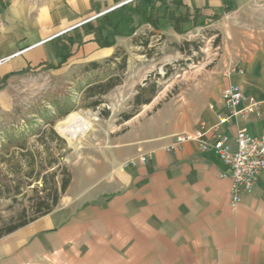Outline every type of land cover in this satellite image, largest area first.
<instances>
[{"label":"crops","instance_id":"crops-1","mask_svg":"<svg viewBox=\"0 0 264 264\" xmlns=\"http://www.w3.org/2000/svg\"><path fill=\"white\" fill-rule=\"evenodd\" d=\"M258 2L0 0V119L10 105L7 86L12 78L56 62L52 51L60 35L79 28L82 43L77 52H103L94 29L85 33L84 23L70 29L94 15L104 13L92 21L125 4H138L154 5L160 15L166 8L179 7L206 18L220 14V20L234 11H259ZM130 19L124 21L128 30ZM140 19L143 23L137 29L154 28L144 16ZM122 23L117 27L120 37L129 34ZM167 28L173 29L168 24L157 30ZM67 61L66 56L63 63ZM232 83L260 102V115L251 114L246 120L233 117L218 131L232 138L241 127L261 134L264 37L257 39L249 55L237 59L234 72L219 75L193 97V114L185 123L168 119L161 111L149 119H141L139 113L122 131L92 145L73 167L58 205L0 237V264H264V171L253 191L232 207L231 179L220 176L225 165L212 150L204 151L193 139L181 149H166L176 135H193L201 123L217 124L220 113H227L219 102L221 92ZM205 139L212 141L211 133ZM138 147L149 155L146 164L124 166Z\"/></svg>","mask_w":264,"mask_h":264},{"label":"rangeland","instance_id":"rangeland-1","mask_svg":"<svg viewBox=\"0 0 264 264\" xmlns=\"http://www.w3.org/2000/svg\"><path fill=\"white\" fill-rule=\"evenodd\" d=\"M131 5L125 4L127 9L119 11L126 19L131 17ZM257 5L259 11L230 12L220 20L189 26L183 33L141 27L134 34L117 35L114 43L115 29H108L104 15L81 28L85 33L92 29L98 33L103 52L78 53L82 43L79 28L60 35L52 51L56 62L24 71L7 86L10 105L0 119V233L9 225L33 218L40 196L46 193L42 189L48 191L54 182L59 185L64 165L72 171L92 145L122 131L137 114L149 119L161 111L166 118L185 123L193 114V97L219 75L236 68L237 59L249 55L257 39L264 37V0ZM118 16L110 14L113 23ZM121 27L129 32L125 22ZM66 56L69 61L65 64ZM109 77H114V87L101 96L99 105H92L100 96L89 87ZM154 86L152 100L137 104V95L141 100L148 98ZM74 112L90 120L91 126L71 141L59 132L57 124ZM126 115L132 117L126 120ZM51 126L64 141L47 135L51 141L47 145L42 142L41 127ZM48 145L58 162L47 166L45 172L57 174L45 183L28 175L29 160L35 154L38 162L48 165L53 159Z\"/></svg>","mask_w":264,"mask_h":264},{"label":"built area","instance_id":"built-area-1","mask_svg":"<svg viewBox=\"0 0 264 264\" xmlns=\"http://www.w3.org/2000/svg\"><path fill=\"white\" fill-rule=\"evenodd\" d=\"M102 14L104 13L94 15L70 29ZM235 70L234 67L229 72ZM219 102L221 108L226 109L227 113H220L217 124L208 127L206 123H201L193 135H176L166 145V149H181L184 142L193 139L200 142L204 151L212 150L225 165V170L220 173V176L231 179L230 205L236 207L242 201L244 194L253 191L260 173L264 171V130L259 135H253L247 128L241 127L232 138L229 134L218 131V128L219 125L231 122L233 117L246 120L251 114L260 115V102L254 97L246 95L239 85L233 83L222 90ZM243 103L245 104L241 106ZM210 108L215 109L216 105L211 103ZM208 133H211L212 141L205 139ZM148 156V153L138 147L136 154L128 158L123 165H144Z\"/></svg>","mask_w":264,"mask_h":264},{"label":"trees","instance_id":"trees-1","mask_svg":"<svg viewBox=\"0 0 264 264\" xmlns=\"http://www.w3.org/2000/svg\"><path fill=\"white\" fill-rule=\"evenodd\" d=\"M129 8L131 11L129 15L131 16L132 21H134L132 22L130 30H129L130 34H133L135 30L143 23L141 19L139 20V17L141 18L143 16L146 22L151 23V25L155 29H163L168 24H170L173 27L174 31L177 33H183L189 26L195 27L198 25H204L205 23H208L209 21H215L221 17L220 14H215L211 17L206 18L197 11L194 13L183 12L179 7H175L173 9L166 8L165 12L162 15L159 14L158 8H156L154 5H150V7L143 8V6L137 4ZM125 9H127V7L123 5L118 10V12H113V15L116 14L118 16L119 14H121L120 16H118V20L116 23L112 22V20L110 19V15H106L104 17V21L106 22V24L112 26L115 29V32H114L115 35L120 34L118 33V30H117L118 24L126 20V17L122 15V13H120V12H123V10ZM227 10H229V8H227ZM48 66H51V64L49 63L45 67H48ZM20 73H23V71ZM114 85H115L114 77H109L104 82H99V83H95L91 85L89 87V90L93 93L96 92L95 90H98L97 94H99L100 96L97 100L92 102V105L94 106L99 105L102 102L101 96L107 93L112 87H114ZM141 91H144V89L142 88ZM155 93H156V88L154 86L150 90V95L148 98L141 100L140 95L138 94L136 97L137 104L149 103L152 100ZM131 117L132 115H126L125 118L126 120H129ZM40 132L44 136L42 138V142L46 145L47 143L51 141L45 138L47 135L55 136L60 141H64V139H62L56 133L53 126L49 128L41 127ZM46 149L50 152L49 153L50 155H53L52 153L53 149H51L49 145L46 147ZM52 158L53 159L49 161L48 165H45V163L42 160L38 162V158L36 157V155L32 154L31 159L29 160L30 171L28 175L34 176L37 180L42 179L46 183L48 177L53 178L57 174L56 171L45 172L48 170L47 166L53 167L54 166L53 164L58 162L57 157L53 155ZM63 170H64V175L62 176V179L59 185L56 182H54L53 186H51L48 191H47L48 189L47 187L42 189V191H46V193L45 195L40 196L41 201L36 206V215L30 220H24L17 224L9 225L2 233H0V237L26 225L27 223L38 218L41 215L49 213L58 205L61 193L66 192V189L69 186L71 179H72V173L67 168L66 165H64Z\"/></svg>","mask_w":264,"mask_h":264},{"label":"bare ground","instance_id":"bare-ground-1","mask_svg":"<svg viewBox=\"0 0 264 264\" xmlns=\"http://www.w3.org/2000/svg\"><path fill=\"white\" fill-rule=\"evenodd\" d=\"M91 126V122L85 121L77 112L71 113L66 119L57 124L59 132L68 139H73L79 134L86 132Z\"/></svg>","mask_w":264,"mask_h":264}]
</instances>
